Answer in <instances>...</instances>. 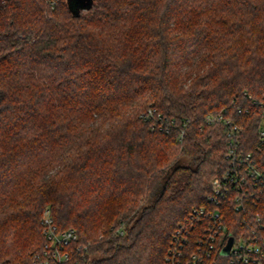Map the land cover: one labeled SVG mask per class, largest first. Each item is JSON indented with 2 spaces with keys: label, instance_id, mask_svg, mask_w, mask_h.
Segmentation results:
<instances>
[{
  "label": "trees",
  "instance_id": "1",
  "mask_svg": "<svg viewBox=\"0 0 264 264\" xmlns=\"http://www.w3.org/2000/svg\"><path fill=\"white\" fill-rule=\"evenodd\" d=\"M91 1L75 13L69 0H0V264H32L47 208L77 230L66 264H168L174 233L214 207L209 182L229 168L209 114L244 126L264 166V0ZM150 105L188 120L184 137L154 131ZM234 201L204 264H230L228 237L264 223V194L244 211ZM206 222L190 223L180 264Z\"/></svg>",
  "mask_w": 264,
  "mask_h": 264
},
{
  "label": "built area",
  "instance_id": "2",
  "mask_svg": "<svg viewBox=\"0 0 264 264\" xmlns=\"http://www.w3.org/2000/svg\"><path fill=\"white\" fill-rule=\"evenodd\" d=\"M259 115L260 123L257 134L263 143L264 104L259 106ZM141 118L151 123L154 131L169 133L179 130L181 138L184 137L189 126L188 120H185L180 126L175 118L160 114L154 105H150ZM203 125H220L222 127L226 142L225 159L229 168L210 182L212 192L208 195V199L213 202L214 207L212 209L205 207L195 209L188 223L180 225L174 233L172 247L167 258L168 264H180L183 261L192 236L190 223L206 220V225L202 232L200 231L197 241L199 250L193 251L187 260V264H204L206 259L211 257L218 242L224 239L227 231L222 203L233 196L236 210L244 211L249 203L256 204V201L264 194V166L260 165L253 152L246 151L242 147L244 126L221 112L205 116ZM251 221L248 234L229 236L222 247L223 249L230 237H233L230 252L224 255L229 258L230 264H264V223L259 216L253 217ZM42 225L46 243L42 252L35 256L32 264H66L74 254L72 246L78 240L77 230L70 228L59 231L49 208L45 209L43 213Z\"/></svg>",
  "mask_w": 264,
  "mask_h": 264
},
{
  "label": "water",
  "instance_id": "3",
  "mask_svg": "<svg viewBox=\"0 0 264 264\" xmlns=\"http://www.w3.org/2000/svg\"><path fill=\"white\" fill-rule=\"evenodd\" d=\"M71 1H72V0H69L70 5H71ZM78 1L80 2V7H79V8L74 9V8H72V6H71L72 10H73L75 13H79V12L81 11V9H84V10L90 9L91 6H92V1H91V0H78ZM232 245H233V237H230V239H229L227 245L222 249V252H221L222 255H227V254H229Z\"/></svg>",
  "mask_w": 264,
  "mask_h": 264
},
{
  "label": "rangeland",
  "instance_id": "4",
  "mask_svg": "<svg viewBox=\"0 0 264 264\" xmlns=\"http://www.w3.org/2000/svg\"><path fill=\"white\" fill-rule=\"evenodd\" d=\"M71 6H72V8H74V9H77V8H79L80 7V2L78 1V0H72L71 1ZM212 180H210V182H211ZM209 182V183H210Z\"/></svg>",
  "mask_w": 264,
  "mask_h": 264
}]
</instances>
